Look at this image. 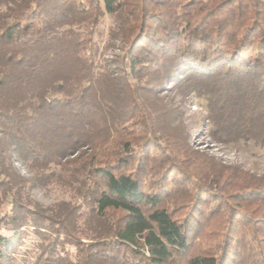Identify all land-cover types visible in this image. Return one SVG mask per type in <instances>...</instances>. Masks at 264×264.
I'll list each match as a JSON object with an SVG mask.
<instances>
[{
	"label": "trees",
	"instance_id": "obj_1",
	"mask_svg": "<svg viewBox=\"0 0 264 264\" xmlns=\"http://www.w3.org/2000/svg\"><path fill=\"white\" fill-rule=\"evenodd\" d=\"M171 93L264 147V0H0V264L30 233L29 264H264V173L200 149ZM51 183L75 199L31 207Z\"/></svg>",
	"mask_w": 264,
	"mask_h": 264
},
{
	"label": "rangeland",
	"instance_id": "obj_2",
	"mask_svg": "<svg viewBox=\"0 0 264 264\" xmlns=\"http://www.w3.org/2000/svg\"><path fill=\"white\" fill-rule=\"evenodd\" d=\"M116 29L115 17L106 12L102 17L98 33L95 36L97 43L100 45L98 58L99 69L102 65L113 61L114 65H120L118 57L123 53L124 41L121 33L117 32L112 35V30ZM173 106L177 107L179 114L190 130L191 140L200 148L217 155L219 158L228 163H239L245 168L256 173H264V147L254 142H238L236 144L224 145L211 140L208 133V125L205 123L206 115L205 101L195 97L182 100L180 96L171 93L168 97ZM156 157L160 154L154 152ZM20 173L29 177L30 172L22 164H16ZM176 183L177 179H172ZM25 197L30 206L42 205L48 208L60 201H71L75 199V191L69 186H63L57 183H51L47 186L29 187ZM0 204V213L3 212ZM8 207V205H7ZM40 238L35 233H30L22 240L17 249L12 252V264H29L34 260L38 252L37 244Z\"/></svg>",
	"mask_w": 264,
	"mask_h": 264
}]
</instances>
